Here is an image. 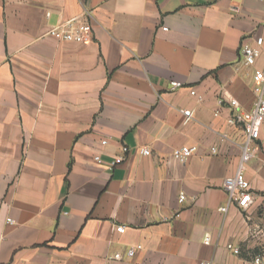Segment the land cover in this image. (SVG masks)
Segmentation results:
<instances>
[{
	"label": "crops",
	"instance_id": "crops-1",
	"mask_svg": "<svg viewBox=\"0 0 264 264\" xmlns=\"http://www.w3.org/2000/svg\"><path fill=\"white\" fill-rule=\"evenodd\" d=\"M70 19L91 42L48 34ZM256 37L264 0H0V264H264V125L253 202L221 211L242 134L218 96L252 107Z\"/></svg>",
	"mask_w": 264,
	"mask_h": 264
},
{
	"label": "built area",
	"instance_id": "built-area-1",
	"mask_svg": "<svg viewBox=\"0 0 264 264\" xmlns=\"http://www.w3.org/2000/svg\"><path fill=\"white\" fill-rule=\"evenodd\" d=\"M258 1V0H257ZM166 30V28H162ZM48 34L55 40L66 43L84 44L92 41V27L89 23H80L76 19H70L65 21L62 25L51 29ZM264 46V39L262 37H256L254 39V45L249 43H242L239 48V56L243 65L253 68L252 72V92L255 96L252 107L249 110H244L241 105L235 100L228 98L223 92L218 96L219 104H226L230 110V115L227 119V124L232 127H238L242 134L240 144V155L237 165L236 173L224 179L222 188L227 196V205L221 208V211H226L228 206L236 205L241 210H246L253 202V194L251 186L246 178V166L256 157L261 144V131L264 125V66L255 68L257 60L261 56V49ZM172 89L181 87L180 83L172 82ZM190 95L197 97L199 101L202 100L201 96H198L192 89ZM185 123L190 121L192 113L190 111H184ZM219 112H215L214 116H218ZM105 141L102 145H105ZM212 154L216 153V148L210 149ZM197 152L195 146H182L172 150V157L180 164H185L186 161ZM143 156H148L150 151L145 148L141 150ZM94 161L97 164H103L104 161L95 156ZM122 158H115L107 163L108 168L112 169L115 165L120 163ZM186 199L185 195L181 193L178 198V202L182 203ZM7 223L11 224L12 220L7 219ZM117 233H124L125 228L123 226L116 227ZM138 245L134 248H130L127 251L129 258L133 257L135 251L140 249ZM231 248V246H229ZM234 253H238L237 249H234ZM255 264H262V260L259 257L254 259ZM198 264H207L206 262H199Z\"/></svg>",
	"mask_w": 264,
	"mask_h": 264
}]
</instances>
